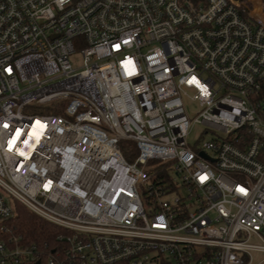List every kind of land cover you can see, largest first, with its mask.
I'll use <instances>...</instances> for the list:
<instances>
[{"label":"built area","instance_id":"obj_1","mask_svg":"<svg viewBox=\"0 0 264 264\" xmlns=\"http://www.w3.org/2000/svg\"><path fill=\"white\" fill-rule=\"evenodd\" d=\"M0 264H264V0H0Z\"/></svg>","mask_w":264,"mask_h":264},{"label":"trees","instance_id":"obj_2","mask_svg":"<svg viewBox=\"0 0 264 264\" xmlns=\"http://www.w3.org/2000/svg\"><path fill=\"white\" fill-rule=\"evenodd\" d=\"M121 148L128 160H134L137 153L134 142L122 141ZM15 208L16 216L8 221L15 233L22 234L27 242L47 243L50 247L57 245V233L62 230L59 226L41 218L19 201H16Z\"/></svg>","mask_w":264,"mask_h":264},{"label":"rangeland","instance_id":"obj_3","mask_svg":"<svg viewBox=\"0 0 264 264\" xmlns=\"http://www.w3.org/2000/svg\"><path fill=\"white\" fill-rule=\"evenodd\" d=\"M71 60L73 62V66L78 67V66L81 65L82 58H81V55L79 54V50L77 52H75L74 54H72ZM186 108H187V111H188V113H189L191 118L196 117L199 114V112L202 111V108L200 107L198 102H192V101L187 102L186 103ZM35 112L41 113V111H39V110H36ZM193 137L194 136L192 135V138ZM210 137H211V135L207 134L205 136V140H209ZM258 256H259V254H255V259H257Z\"/></svg>","mask_w":264,"mask_h":264}]
</instances>
